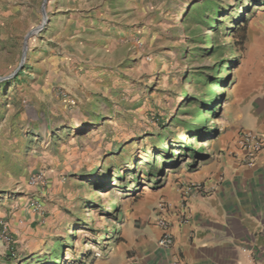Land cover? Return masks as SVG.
<instances>
[{"label":"rangeland","instance_id":"374dc122","mask_svg":"<svg viewBox=\"0 0 264 264\" xmlns=\"http://www.w3.org/2000/svg\"><path fill=\"white\" fill-rule=\"evenodd\" d=\"M43 3L0 0V216L12 220L9 205L31 195L43 201L30 234L11 227L12 260L27 252L17 264H104L159 201L178 215L183 187L215 174L243 64L264 51V0ZM210 5L221 26L213 55V28L194 21ZM198 71L222 86L186 77ZM37 171L44 182L30 188Z\"/></svg>","mask_w":264,"mask_h":264},{"label":"crops","instance_id":"0c3cea01","mask_svg":"<svg viewBox=\"0 0 264 264\" xmlns=\"http://www.w3.org/2000/svg\"><path fill=\"white\" fill-rule=\"evenodd\" d=\"M242 70L231 108V138L215 174L204 182L207 192L187 197L186 222L178 220L173 208L165 213L172 243L167 247L157 245L160 232L152 220L134 228L132 236L125 238L124 247L112 252L104 264H264V147L253 166L241 160L237 148L242 130L264 135V51H250ZM175 203L171 204L177 208ZM14 204L9 205L13 212L11 227L30 234L33 221H39L42 215L31 213L26 200ZM23 256L26 259L27 252ZM16 257L0 243V264L25 262L22 257L13 261Z\"/></svg>","mask_w":264,"mask_h":264},{"label":"built area","instance_id":"2783aa9c","mask_svg":"<svg viewBox=\"0 0 264 264\" xmlns=\"http://www.w3.org/2000/svg\"><path fill=\"white\" fill-rule=\"evenodd\" d=\"M264 147V135L253 130H242L237 139L238 153L240 154L241 160L247 166H253L257 157V154ZM44 173L37 171L31 174L27 179V185L34 187L44 182ZM183 198L180 202V211L178 214V220L180 222H186L189 219L186 199L192 193H206L204 186L200 184L184 186L183 187ZM26 207L33 214H41L44 211V204L40 197L31 195L26 199ZM169 206L167 201H159L155 206V216L153 223L159 229V237L157 239V245L160 247L169 246L172 241V234L170 231V223L165 216L168 212ZM11 232V219L8 217L0 216V243L3 248L10 252L11 256H14L13 239L10 235ZM99 256V254L97 255ZM126 264H136L135 261H129ZM175 264V263H174Z\"/></svg>","mask_w":264,"mask_h":264},{"label":"trees","instance_id":"16d2710c","mask_svg":"<svg viewBox=\"0 0 264 264\" xmlns=\"http://www.w3.org/2000/svg\"><path fill=\"white\" fill-rule=\"evenodd\" d=\"M212 5L209 6L208 9L204 10V9H198V12H196V16L194 17V21H197V23H202L204 24L205 26H208V27H212L213 28V34H211L212 36L210 37V40H211V46H212V49L211 51L213 52L211 55H213L217 49V46H214L213 43L215 41V33L218 32V30L221 28V26L219 25V23L217 21L219 20H216V18L214 16H210V13H213L215 12L216 13V10L215 8L214 9H211ZM201 8V7H200ZM247 11H251V7H247ZM204 18V19H203ZM239 21H242V24L241 26H238V27H235L237 29H239V33H240V39H239V42L238 44L240 45V47H243V44L245 42V36H246V32H247V18L244 14H242L240 16V20ZM218 23V25H217ZM239 25V24H238ZM199 27L201 25H198ZM189 56L193 55L192 52L188 53ZM225 63L222 62V65L220 67H223V64ZM25 68V66H24ZM24 68L22 70H20L16 76L14 77V80H17V77H19L20 75H23L24 73ZM215 70L219 71V68L218 66H216L214 68ZM195 76L197 79H199V82H201L203 85H207V84H216L217 86L221 87L222 86V83H217V82H209L207 77H209V74L204 72V71H198V72H192V75L190 74H187L186 77L188 79H192V77ZM216 79H220L221 76H218V77H215ZM217 92L215 90H213L212 94L214 96H217L216 94ZM191 99V98H190ZM218 99L217 97H214L213 99H211L209 102L211 104L210 107L214 106L212 104H215L217 103ZM159 143L157 144V146L155 148H159V145H163V143L165 142V139H163L162 137H159ZM184 147V146H183ZM165 152L168 154L169 153V149L168 148H165ZM196 154H201L199 151L195 152ZM192 157H194V152H191L189 154ZM156 161V160H155ZM146 167H149L151 170L154 169V161L152 162V160L149 162V164L146 166ZM114 205V208L117 207L116 204H113ZM72 228L74 229V226L71 225Z\"/></svg>","mask_w":264,"mask_h":264},{"label":"water","instance_id":"95a60500","mask_svg":"<svg viewBox=\"0 0 264 264\" xmlns=\"http://www.w3.org/2000/svg\"><path fill=\"white\" fill-rule=\"evenodd\" d=\"M46 1H47V0H44V3H46ZM44 3H43V4H44ZM43 13L45 14V12H44V6H43ZM32 34H33V32L31 31V32L25 37V42H24V52H23L22 61H24V59H25V51H26V48H27V39H28V37H29L30 35H32ZM23 65H24V63L22 62V63L19 65V67L13 72L12 76H15V75L18 73L19 69H21V68L23 67Z\"/></svg>","mask_w":264,"mask_h":264},{"label":"bare ground","instance_id":"6f19581e","mask_svg":"<svg viewBox=\"0 0 264 264\" xmlns=\"http://www.w3.org/2000/svg\"><path fill=\"white\" fill-rule=\"evenodd\" d=\"M47 19V16H46V14H45V17H44V21ZM33 32V31H32Z\"/></svg>","mask_w":264,"mask_h":264}]
</instances>
